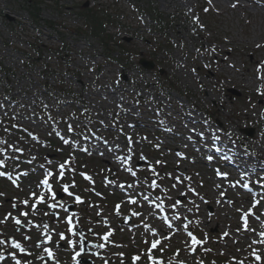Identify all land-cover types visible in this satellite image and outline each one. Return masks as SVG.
<instances>
[{
    "label": "rangeland",
    "instance_id": "rangeland-1",
    "mask_svg": "<svg viewBox=\"0 0 264 264\" xmlns=\"http://www.w3.org/2000/svg\"><path fill=\"white\" fill-rule=\"evenodd\" d=\"M34 1L37 11L33 0H0V62L12 71L0 69V118L20 128L0 124V148L30 156L10 161V173L32 172L0 190V255L12 246L2 237L36 241L52 230L51 243L58 241L71 215L92 231V249L100 252L87 255L93 264H264V0ZM86 9L111 17L116 24L104 34L112 39L92 36L80 16ZM153 10L168 19L166 27L155 24ZM223 129L237 134L238 156L227 151L235 162L255 165L235 176L262 186L246 191L236 177H216L214 167L233 173L222 156L205 161V141ZM44 157L48 169L78 172L87 188L74 190L84 198L74 214L45 196ZM133 179L147 202L115 191ZM113 193L117 199L109 200ZM34 204L40 208L31 210ZM21 209L30 211L24 228L13 227L9 215ZM177 218L191 220L190 234ZM143 220L151 224L136 226ZM62 254L56 260L72 264Z\"/></svg>",
    "mask_w": 264,
    "mask_h": 264
},
{
    "label": "trees",
    "instance_id": "trees-1",
    "mask_svg": "<svg viewBox=\"0 0 264 264\" xmlns=\"http://www.w3.org/2000/svg\"><path fill=\"white\" fill-rule=\"evenodd\" d=\"M36 4L38 3L33 0V3L31 4L33 6H30V10L32 9L37 11L38 8H36ZM152 14H155V16H152V18L156 22L157 26H159L160 28H164L167 26V23L169 22L168 19L165 20V18L160 13L154 10ZM80 16L82 17L85 22L84 24L89 28L90 33L94 37H99L102 35L101 38H104V36L106 35L104 33L106 31L107 26L115 24L110 16L103 15L99 11L94 9H86L84 10V14L80 13ZM106 38L112 39L107 35ZM102 45L105 47V49H109V45L106 42H102ZM116 46L119 47V45Z\"/></svg>",
    "mask_w": 264,
    "mask_h": 264
},
{
    "label": "snow or ice",
    "instance_id": "snow-or-ice-1",
    "mask_svg": "<svg viewBox=\"0 0 264 264\" xmlns=\"http://www.w3.org/2000/svg\"><path fill=\"white\" fill-rule=\"evenodd\" d=\"M71 130H72L71 127H69V131H71ZM58 135H59V134H58ZM63 142H64L65 144L68 143L67 140H64ZM209 159H211V157H209ZM61 168H63V165H61ZM0 175H4V173H0ZM48 175L50 176L51 173H48ZM133 175H135V173H133ZM85 178L87 179L88 177H85ZM41 183H43L45 186L50 187V186L48 185V179H47V176L45 177V179H44L43 181H41ZM244 187L247 188V184H245ZM65 191H67V188H65ZM76 200H77V202H80V197H76ZM24 203H27V201H25ZM53 206H54V205H53ZM117 207H119V206H117ZM21 215H26V213H21ZM6 219H7V217H6ZM13 219H14V218H13ZM15 223L19 224L20 221H19V220H15ZM169 227H171V225H169ZM45 228H47V225H45ZM69 231H71V229H69ZM225 235H227V233H225ZM60 238H61V239H64V237H63L62 234H61V237H60ZM105 238H107V237H105ZM192 240H193V243H194V244H198V243H200V241L196 240L195 237H192ZM0 242H2V241H0ZM68 243L71 244V241H69ZM158 243H159V241H156L155 243L152 244V247L155 248L156 245H157ZM13 246H14L15 248L20 249V251H22V252L24 251V249L20 248V245H19L18 243H15V241H13ZM45 251L48 253L49 257L52 256V252H51L49 249H45ZM134 259H137V260H138L139 257H135ZM149 259H151V257H149ZM256 259L259 260L260 257L257 256ZM16 264H20V262L17 261Z\"/></svg>",
    "mask_w": 264,
    "mask_h": 264
},
{
    "label": "water",
    "instance_id": "water-1",
    "mask_svg": "<svg viewBox=\"0 0 264 264\" xmlns=\"http://www.w3.org/2000/svg\"><path fill=\"white\" fill-rule=\"evenodd\" d=\"M140 64L145 68V69H147V70H149V69H151L152 68V63L151 62H145V61H140Z\"/></svg>",
    "mask_w": 264,
    "mask_h": 264
},
{
    "label": "bare ground",
    "instance_id": "bare-ground-1",
    "mask_svg": "<svg viewBox=\"0 0 264 264\" xmlns=\"http://www.w3.org/2000/svg\"><path fill=\"white\" fill-rule=\"evenodd\" d=\"M222 169H224V168H222Z\"/></svg>",
    "mask_w": 264,
    "mask_h": 264
}]
</instances>
